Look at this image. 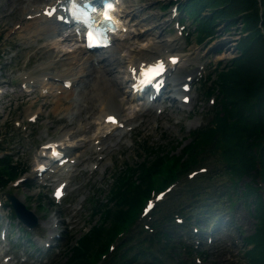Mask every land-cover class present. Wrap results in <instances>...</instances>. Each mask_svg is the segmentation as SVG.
<instances>
[{"label":"rangeland","instance_id":"obj_1","mask_svg":"<svg viewBox=\"0 0 264 264\" xmlns=\"http://www.w3.org/2000/svg\"><path fill=\"white\" fill-rule=\"evenodd\" d=\"M184 1L121 0L116 14L121 20L122 28L116 33L112 46L106 51L93 54L82 49L77 55L75 54L77 58L71 60L73 49H81L82 42L74 38V42L71 41L65 46L68 55L71 56L62 54L63 56L55 58L46 56L42 52L38 54L37 51L41 45L60 39L56 34L41 35L40 30L58 23L43 20L27 26L31 22V19L28 20L26 17L30 9L25 12L17 8L13 10L10 0H0V36L4 37L0 44V157L13 156L14 160H20L26 166V174L20 179L23 180L22 182L16 185L17 179H15L4 191L0 190V202L5 204L6 195H12L32 211L40 222L37 229L30 232L29 237H25L23 233L20 235L16 224L13 226L6 220V213L0 207V234L3 231L6 234L5 240L0 238V264L6 263L7 259L4 258L9 256L12 257L11 263L15 262V264H63L66 261L63 254L66 245L75 244V240L84 235L96 222L97 217L93 220L91 218L89 202L92 197L103 199L112 185L115 171L121 170L125 165H135L143 158H147V155L139 148L140 144L146 141L150 146L174 147L172 154L177 156L190 143L189 133L204 127L212 118L209 113L217 101V92L211 93L209 90V95L205 94V91L210 88L207 83L208 76L214 79L216 69L230 66V61L239 56L237 45L243 36L242 29L240 25H235L227 30L225 23L220 22L214 29L213 38L210 37L199 45L195 39L197 29L193 28L194 23L183 19L179 13V6ZM36 6L37 4H33L30 8ZM174 10L176 11L173 12ZM179 22L184 28L179 27ZM69 32H71L70 29L62 28L64 36H67ZM36 33H38L37 36H41L39 40L34 36ZM120 35L123 36H121L122 39ZM121 42L126 48L134 46L139 51L131 52V54L124 47L121 48ZM173 55L178 56L180 61L169 75L165 90L167 92L163 95L161 102L152 108H145V101L131 99L129 82L126 79L128 66L134 61L150 62ZM86 59L96 69L97 76H106L107 69L113 67L115 68L113 72H116L118 70L116 68L123 66L119 71L123 80L126 79V81L119 86L121 93L118 94L117 102L126 108H133L122 115L117 114L121 120L128 121L127 129L133 130L126 131L123 135H120L118 130L112 133L113 139H109L111 134L106 135V130L102 128L103 117L97 122L101 131L97 141H100L105 148L108 144L110 145L104 153H97L96 140L91 142L92 122L98 120L101 110L98 98L93 100L87 97L85 100H76L79 105L84 104L81 110L75 112V109L69 110L67 109L71 103L69 98L74 95L78 99L75 95L78 84L65 93L61 90V86L63 87L61 81H55L52 78L57 79L61 75L73 78L84 66L83 62ZM124 61L126 63L122 64ZM45 66L51 70L34 72ZM28 76L32 78L30 83H27ZM188 77L192 80L190 82L192 90L188 94L191 101L188 105H182L181 96L176 94V91ZM35 79L38 80L39 86L34 83ZM32 83H34L33 86H31ZM43 83H48L47 86L55 90L50 89V93L43 96L44 92L41 91ZM22 84L28 87L24 88L26 85L22 86ZM30 90L32 92L27 93ZM91 97L93 98V95ZM167 97H174L175 101L165 100ZM59 100L61 105L57 108L55 103ZM91 101H93L94 109H92ZM101 106L106 107L105 104ZM32 116H36L35 122L29 121ZM72 133L75 135L72 136ZM65 134L67 138L63 141L66 140L65 143L69 146L77 147L67 150L70 155L69 161L75 160V164L70 165L69 171H55L53 174H46L45 178H43L44 175L36 178L35 171L38 164L47 163L44 156L46 151H43L42 146L51 141L61 140ZM102 156H105L104 160H100ZM182 160L183 158L174 165L179 168ZM211 163L206 161L204 165L202 164L204 167L199 168L204 169L202 174H207L206 176L210 178L203 187H212L214 184L225 185L227 178L219 176L217 170L220 168ZM26 182H30L32 186L27 187ZM62 182L68 184L67 195L61 202H54L52 191ZM247 182H249L248 179H242L238 185L243 188ZM258 186L261 185L258 184ZM151 188L152 185L149 190ZM209 189L212 195L210 201H205L209 203L207 208L203 202L202 204L189 203V205L194 204L195 208L205 213L209 212L206 210H212V213L218 214L217 220L210 219L202 222V227H197L194 224L197 215L194 212L195 208H188V202L184 200L180 205L185 212H194L190 215L193 224L191 228H197L203 232V234L191 232L184 236L187 242L200 253V256L194 259V264H249L245 252L251 247L244 244L243 240L255 230L257 220L254 218L252 208H247L239 201L228 209L230 205L227 202L224 203L219 197L218 188ZM174 190L172 189L165 198H168ZM150 197L151 193L148 191L143 199ZM220 202L221 205L227 206V211L225 208V212L222 208L214 209V206ZM212 223H215V226ZM218 226L221 232H217ZM66 228L68 232L65 234ZM62 232H64L63 235H61ZM54 235H59V238L50 241L51 247L47 250L48 252H41L46 250L42 244L38 246L39 242L43 238L49 239ZM186 262L190 264L189 257Z\"/></svg>","mask_w":264,"mask_h":264},{"label":"trees","instance_id":"obj_2","mask_svg":"<svg viewBox=\"0 0 264 264\" xmlns=\"http://www.w3.org/2000/svg\"><path fill=\"white\" fill-rule=\"evenodd\" d=\"M179 11L183 19L194 23L199 45L213 38L220 22L225 23L227 30L235 25L242 29L237 45L239 56L230 61V66L216 69L215 78L208 80L211 93L217 92V101L209 113L212 118L204 127L189 133L190 143L177 156L172 154L174 147L150 146L146 141L140 144L147 158L115 171L103 199L92 197L91 218L97 217L96 222L75 244L66 245L63 264H188V257L194 264L192 258L197 251L179 235L188 223H175L181 205L177 199L188 202V208H195L189 203L197 202L207 208L209 203L205 201H210L212 195L209 188L214 187L224 203L230 205L228 209L239 201L252 208L257 222L254 232L243 240L251 247L245 255L249 264H264V0H185ZM3 40L0 36V44ZM182 158L177 168L174 164ZM206 161L220 168L217 174L227 178L225 185L205 188V176L186 180L187 173L198 170ZM25 173L26 166L20 160L2 156L0 189ZM176 179H183L182 188L156 210L149 231L141 223L133 224L148 191L162 189ZM242 179L249 182L240 188ZM25 185L32 186L30 182ZM221 204L214 209L227 211V206ZM7 207L3 204V208ZM197 210L203 216L212 213L199 208L194 211ZM7 211L8 219L14 221L13 210L9 207ZM18 229L29 236L20 226ZM111 242L115 249L109 251Z\"/></svg>","mask_w":264,"mask_h":264},{"label":"bare ground","instance_id":"obj_3","mask_svg":"<svg viewBox=\"0 0 264 264\" xmlns=\"http://www.w3.org/2000/svg\"><path fill=\"white\" fill-rule=\"evenodd\" d=\"M7 3V2H6ZM44 4L43 6H41L40 4ZM10 4H13V10H22V11H27L28 9L29 12L27 14L31 15L32 16V19H31V22L29 25L27 26H32V24H36L40 21H46L48 20L47 18H45L43 15H42V10L44 9V6L45 5H54V4H59V0H10ZM33 4H37L36 7H33V8H30V5H33ZM32 11V12H31ZM127 12V11H126ZM40 13V16H37V14ZM53 21H55V19H51ZM120 21V19H119ZM56 22V21H55ZM54 22V23H55ZM56 24V23H55ZM23 29V28H22ZM41 35H49L51 36L52 34H56L60 37V41H49L47 43H43L44 45H41V47L38 49V54L39 52H42L44 53L46 56H53L55 58L59 57L60 55L62 54H66L68 55L66 49H65V46L69 45V43L71 41L74 42V37L72 34H68L67 36H64L62 34V27L61 26H57V25H48L47 27L43 28V30H40L39 32ZM38 33H36L34 36L39 40L41 37L40 35L37 36ZM122 35H120V39ZM55 37V36H54ZM123 37V36H122ZM55 39V38H54ZM119 39V40H120ZM50 40V39H49ZM125 40V39H124ZM44 41V40H43ZM48 41V40H47ZM123 41V40H122ZM29 42V41H27ZM76 43V42H75ZM29 44V43H28ZM72 44V43H71ZM124 44V43H123ZM121 45V48L124 47L125 49H127L128 52H135V51H139L136 47L134 46H131L130 48H126V46H123L122 45V42L120 43ZM82 46V45H81ZM64 47V48H63ZM69 47V46H68ZM71 47V46H70ZM73 47V46H72ZM37 49V48H36ZM71 49V48H70ZM123 49V48H122ZM68 50V49H67ZM142 50V49H140ZM82 50L80 48H75L73 49V53L71 54L73 56V59L71 60H75V57L77 55V53L81 52ZM126 52V50H125ZM43 54V55H44ZM76 54V55H75ZM124 54V53H123ZM126 54V53H125ZM129 54V53H128ZM132 54V53H131ZM143 54V53H142ZM71 55H68V56H71ZM165 55V54H164ZM63 56V55H62ZM79 56V55H78ZM43 57V56H42ZM65 57V56H64ZM121 57V56H120ZM171 57H175L174 56H170L168 58H171ZM46 58V57H45ZM44 58V59H45ZM123 58V57H122ZM159 58H161L159 56ZM167 56L166 57H163L161 60H166ZM53 59V58H52ZM90 59V58H89ZM67 60V59H66ZM77 60V59H76ZM104 61V60H103ZM102 61V62H103ZM127 61L128 58H127ZM155 61V60H152V62ZM186 61V60H185ZM55 62V61H54ZM131 62V61H130ZM151 62V61H150ZM150 62H145L144 64L146 63H150ZM84 66H82V68H80V70L78 71L77 75H75L73 78H70L71 76H60V78H58L59 80L62 81V84H64L65 82H68V83H71V87H70V90L76 86L77 84V91H76V96L78 99H76L74 97V95H72L69 99H70V105L67 107V109H75V111H80L81 110V106L83 105H79V103H77L76 100H85L87 97H89L90 99H93L94 98H98V101H99V108L101 107V110H100V113H99V118H97L98 120L96 122H92V128H93V136H92V139H91V142L92 140H99V137L101 136V131L99 129V124L97 122H99L102 118V128L103 129H110V128H113L111 125H107L105 122H104V119L109 116V115H122L123 113H127L129 111V109H133V108H126V106H121L122 104L120 102H117V97L119 96L118 94L121 93L119 91V86L122 85V83L124 84L126 81V79H128L130 81V78H131V75H130V72L127 73V78L125 80H123L122 76L120 75V71L119 69L122 68V67H118L116 69V72H113L115 68H109L105 71V74L106 76H97L96 75V69L91 65V63H89V60H84ZM126 62H122V64H125ZM185 63V62H184ZM82 65V64H81ZM80 65V66H81ZM131 68H135V69H138V67L140 66V62H132L131 64ZM110 66V64H109ZM143 66V64L141 65ZM130 68V69H131ZM51 70V68H49L48 66H45V67H42L41 69H39L38 71H34L35 73H38V72H41V71H49ZM79 74V75H78ZM35 75V74H34ZM46 76V75H44ZM73 76V75H72ZM43 77V76H42ZM79 78V79H77ZM32 78L30 76L27 77V83H30V81ZM36 82H38V80L35 79ZM22 85H26V84H22ZM43 86L41 87L42 89H47L48 90V94L50 93V89L52 90H55L53 89V87H48V83L46 85H44V83L42 84ZM183 86L184 85H187L186 83L182 84ZM182 86V87H183ZM28 86L26 85L25 88H27ZM60 89V88H59ZM61 90H63V92L65 93H68V90H65L63 87L61 88ZM178 95L181 96V98H184V97H187V93L183 92L182 90H177L176 91ZM91 95H93V98L91 97ZM45 96V95H44ZM135 98V97H133ZM96 100V99H95ZM82 102V101H81ZM155 102H158V100H155ZM154 102V103H155ZM91 105H92V109H94V106H93V101L90 102ZM127 103V102H126ZM106 105L105 106H101V105ZM61 105V102L60 100L57 101L55 103V106H58L57 108H59ZM90 105V106H91ZM116 107V109H115ZM120 107V108H119ZM88 108V107H87ZM146 108V107H145ZM56 109V107H55ZM85 109V108H84ZM120 109V110H119ZM57 111V110H55ZM85 111V110H83ZM111 111H114V112H111ZM135 111V110H134ZM92 112V111H91ZM72 115V114H71ZM87 122V121H86ZM121 122V121H120ZM79 123V122H78ZM122 123V122H121ZM90 124V123H89ZM84 125V124H83ZM81 126V125H80ZM90 126V125H89ZM84 127V126H83ZM81 129V128H80ZM86 129V128H85ZM90 129V128H89ZM84 132V131H83ZM111 135L109 136V139H113L114 138V134H112V132L110 133ZM123 135V132L120 131V135ZM72 136L75 135V133H72L71 134ZM67 137V134L63 135L61 137V140H59L58 142H61L63 139H65ZM86 138V137H85ZM89 138V137H87ZM81 141V140H80ZM90 142V141H89ZM115 145V144H114ZM109 144L106 146L105 149L109 148ZM116 146V145H115ZM113 148V147H112ZM100 150H103V149H100ZM95 151V150H94ZM53 169V166H48V169L51 168ZM71 166H65L63 168H56L55 170H52L53 171H56V172H59L60 170L62 171H66V170H70ZM48 169L46 171H48ZM219 224V223H218ZM221 232V228L218 226L217 228V232Z\"/></svg>","mask_w":264,"mask_h":264},{"label":"water","instance_id":"obj_4","mask_svg":"<svg viewBox=\"0 0 264 264\" xmlns=\"http://www.w3.org/2000/svg\"><path fill=\"white\" fill-rule=\"evenodd\" d=\"M7 198L20 222L31 228L35 227L37 224V218L31 212L27 211L24 205H22L14 196L8 195Z\"/></svg>","mask_w":264,"mask_h":264},{"label":"snow or ice","instance_id":"obj_5","mask_svg":"<svg viewBox=\"0 0 264 264\" xmlns=\"http://www.w3.org/2000/svg\"><path fill=\"white\" fill-rule=\"evenodd\" d=\"M89 39H90V40H92V39H93V35H92L91 33H89ZM109 119H110V120H112V118H111V117H110ZM113 122H114V121H113ZM59 194H60V193L58 192V193H57V195L59 196Z\"/></svg>","mask_w":264,"mask_h":264}]
</instances>
